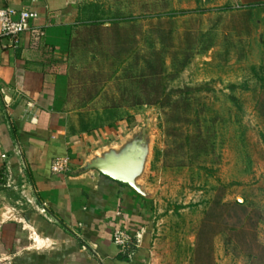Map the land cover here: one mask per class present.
I'll list each match as a JSON object with an SVG mask.
<instances>
[{
    "label": "rangeland",
    "instance_id": "374dc122",
    "mask_svg": "<svg viewBox=\"0 0 264 264\" xmlns=\"http://www.w3.org/2000/svg\"><path fill=\"white\" fill-rule=\"evenodd\" d=\"M242 2L97 0L67 52V100L88 126L146 119L139 185L165 263L264 261V53L248 26L264 3Z\"/></svg>",
    "mask_w": 264,
    "mask_h": 264
},
{
    "label": "crops",
    "instance_id": "0c3cea01",
    "mask_svg": "<svg viewBox=\"0 0 264 264\" xmlns=\"http://www.w3.org/2000/svg\"><path fill=\"white\" fill-rule=\"evenodd\" d=\"M245 1L239 9L264 3ZM96 2L0 0V7L40 13L21 48L0 46V257L5 264H169L152 245L150 196L91 167L94 159L120 154L137 139L134 125L146 124L144 115L88 126L89 110L72 109L67 100V52ZM248 26L249 53H264V18L249 17ZM129 117L135 119L130 128ZM57 160H68L65 172L53 171ZM117 228L144 232L132 258L114 243Z\"/></svg>",
    "mask_w": 264,
    "mask_h": 264
},
{
    "label": "built area",
    "instance_id": "2783aa9c",
    "mask_svg": "<svg viewBox=\"0 0 264 264\" xmlns=\"http://www.w3.org/2000/svg\"><path fill=\"white\" fill-rule=\"evenodd\" d=\"M244 6H239V8ZM40 13L36 9H16L7 5L0 7V46L4 49H19L22 46L24 36L32 30V21L39 19ZM22 151L18 149L17 153ZM7 155H3L6 158ZM68 160H57L53 163V171L63 173L68 169ZM38 210L48 219H52L45 206H39ZM144 232L132 234L126 229L117 228L113 233V241L121 249V252L132 258L136 250L143 242ZM7 259L0 257V264H5Z\"/></svg>",
    "mask_w": 264,
    "mask_h": 264
},
{
    "label": "water",
    "instance_id": "95a60500",
    "mask_svg": "<svg viewBox=\"0 0 264 264\" xmlns=\"http://www.w3.org/2000/svg\"><path fill=\"white\" fill-rule=\"evenodd\" d=\"M147 149L148 146L144 140L135 139L120 154L111 152L94 159L91 167L97 168L116 181L140 190L142 188L136 181L145 167Z\"/></svg>",
    "mask_w": 264,
    "mask_h": 264
},
{
    "label": "trees",
    "instance_id": "16d2710c",
    "mask_svg": "<svg viewBox=\"0 0 264 264\" xmlns=\"http://www.w3.org/2000/svg\"><path fill=\"white\" fill-rule=\"evenodd\" d=\"M133 119H134V117H129L128 119H127V121H128V123H129V127L128 128H130V124L133 122Z\"/></svg>",
    "mask_w": 264,
    "mask_h": 264
}]
</instances>
